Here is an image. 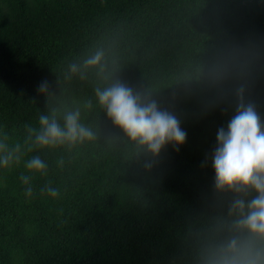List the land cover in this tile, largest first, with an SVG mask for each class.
I'll return each mask as SVG.
<instances>
[{
    "label": "trees",
    "instance_id": "obj_1",
    "mask_svg": "<svg viewBox=\"0 0 264 264\" xmlns=\"http://www.w3.org/2000/svg\"><path fill=\"white\" fill-rule=\"evenodd\" d=\"M97 50L179 119L178 151L153 159L106 118L95 89L110 81L69 70ZM241 90L264 124V0H0V127L22 137L41 113L79 108L97 133L40 153L49 170L31 197L23 166L0 173V264H194L230 204L213 196L211 158Z\"/></svg>",
    "mask_w": 264,
    "mask_h": 264
},
{
    "label": "clouds",
    "instance_id": "obj_2",
    "mask_svg": "<svg viewBox=\"0 0 264 264\" xmlns=\"http://www.w3.org/2000/svg\"><path fill=\"white\" fill-rule=\"evenodd\" d=\"M69 70L81 76L94 70L110 81L95 89L98 105L130 143L153 159L169 146L178 151L185 144L187 134L179 119L155 99H146L114 79L103 50L89 55L82 65H70ZM48 90L47 81L37 88L39 95ZM237 96L236 114L226 129L218 130L211 158L213 196L230 197V204L226 215L197 240L194 264H264V124L255 107L243 102L242 90ZM96 138V131L83 122L79 108L65 112L62 118L41 113L38 126L25 125L22 137L13 138L0 127V173L23 166L25 171L19 179L25 195L31 197L33 181L46 176L49 170L40 153L71 151ZM55 164L62 169L64 160L59 158ZM42 191L53 198L60 195L59 189L51 185Z\"/></svg>",
    "mask_w": 264,
    "mask_h": 264
}]
</instances>
